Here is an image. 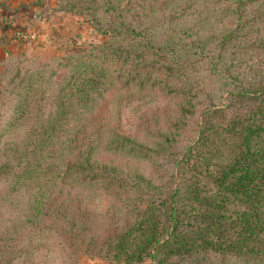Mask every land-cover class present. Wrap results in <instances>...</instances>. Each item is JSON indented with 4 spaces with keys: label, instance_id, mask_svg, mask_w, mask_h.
I'll return each mask as SVG.
<instances>
[{
    "label": "rangeland",
    "instance_id": "374dc122",
    "mask_svg": "<svg viewBox=\"0 0 264 264\" xmlns=\"http://www.w3.org/2000/svg\"><path fill=\"white\" fill-rule=\"evenodd\" d=\"M51 8L0 67V264H138L117 238L164 190L203 112L264 81V0Z\"/></svg>",
    "mask_w": 264,
    "mask_h": 264
},
{
    "label": "trees",
    "instance_id": "16d2710c",
    "mask_svg": "<svg viewBox=\"0 0 264 264\" xmlns=\"http://www.w3.org/2000/svg\"><path fill=\"white\" fill-rule=\"evenodd\" d=\"M250 84H235L231 110L203 112L164 190L147 183L154 197L117 238L119 253L138 264H264V81ZM120 178L135 190L144 183Z\"/></svg>",
    "mask_w": 264,
    "mask_h": 264
},
{
    "label": "crops",
    "instance_id": "0c3cea01",
    "mask_svg": "<svg viewBox=\"0 0 264 264\" xmlns=\"http://www.w3.org/2000/svg\"><path fill=\"white\" fill-rule=\"evenodd\" d=\"M54 2L0 0V67L34 45L36 35L41 37L42 27L49 22V11Z\"/></svg>",
    "mask_w": 264,
    "mask_h": 264
}]
</instances>
